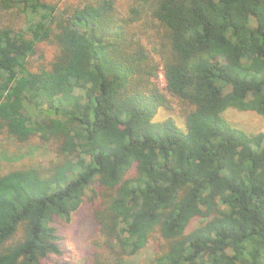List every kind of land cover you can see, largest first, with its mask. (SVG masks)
<instances>
[{"label": "trees", "instance_id": "obj_1", "mask_svg": "<svg viewBox=\"0 0 264 264\" xmlns=\"http://www.w3.org/2000/svg\"><path fill=\"white\" fill-rule=\"evenodd\" d=\"M229 109L264 116V0H0V264L85 202L88 264H264V132Z\"/></svg>", "mask_w": 264, "mask_h": 264}, {"label": "rangeland", "instance_id": "obj_2", "mask_svg": "<svg viewBox=\"0 0 264 264\" xmlns=\"http://www.w3.org/2000/svg\"><path fill=\"white\" fill-rule=\"evenodd\" d=\"M60 1V0H58ZM52 50L51 47H48ZM47 52V51H46ZM49 54V52H47ZM159 82L163 85L162 72H158ZM171 115L164 109H159L157 116L162 119ZM180 120L179 114L174 116ZM226 119L246 132H264V116L252 111L229 109L225 112ZM90 205L85 202L69 220L57 219L55 227L59 237L61 254L46 260L44 264H88L90 241L94 235V224L90 217ZM146 248L136 257V262L146 264L149 256Z\"/></svg>", "mask_w": 264, "mask_h": 264}]
</instances>
